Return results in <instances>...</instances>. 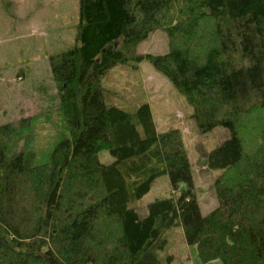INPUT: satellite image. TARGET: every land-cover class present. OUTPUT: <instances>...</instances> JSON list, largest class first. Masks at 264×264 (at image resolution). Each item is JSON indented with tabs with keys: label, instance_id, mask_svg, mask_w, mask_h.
Here are the masks:
<instances>
[{
	"label": "trees",
	"instance_id": "trees-1",
	"mask_svg": "<svg viewBox=\"0 0 264 264\" xmlns=\"http://www.w3.org/2000/svg\"><path fill=\"white\" fill-rule=\"evenodd\" d=\"M159 29L168 52L139 54ZM145 60L187 98L199 133L228 130L203 152L223 171L207 215L181 130L158 131L148 103L108 102L103 78ZM49 63L68 136L36 165L32 151L7 153L30 117L0 125V264H161L174 226L202 263L264 264V0H80L77 44ZM163 175L170 197L129 206Z\"/></svg>",
	"mask_w": 264,
	"mask_h": 264
},
{
	"label": "rangeland",
	"instance_id": "rangeland-1",
	"mask_svg": "<svg viewBox=\"0 0 264 264\" xmlns=\"http://www.w3.org/2000/svg\"><path fill=\"white\" fill-rule=\"evenodd\" d=\"M80 0H0V124L20 116L29 123L11 136L7 153L32 151L36 165L50 161L55 146L68 136V125L50 69L49 57L77 44ZM169 38L164 30L154 31L138 47L139 54H165ZM111 104L135 112L148 103L157 130L179 128L192 166L194 192L201 213L207 215L218 206L215 181L223 171L204 166L203 152L210 151L228 136L217 127L201 134L192 118L193 107L172 82L149 61H129L118 65L102 80ZM103 164L115 158L107 150L99 153ZM172 195L168 175L158 177L151 190L129 204L141 214L146 206ZM168 243L158 253L161 264H192L181 226L167 230ZM172 257V260H169ZM220 261V260H219Z\"/></svg>",
	"mask_w": 264,
	"mask_h": 264
},
{
	"label": "crops",
	"instance_id": "crops-1",
	"mask_svg": "<svg viewBox=\"0 0 264 264\" xmlns=\"http://www.w3.org/2000/svg\"><path fill=\"white\" fill-rule=\"evenodd\" d=\"M26 117H28V116H20L19 118H16V119L26 118ZM16 119H14V120H16ZM9 122H11V121H9ZM5 123H8V122H5ZM5 123H3V124H5ZM182 231H183V236H184L183 238H184V242H185L186 239H185V234H184L183 228H182ZM186 245H187V248H188V253L185 256V259L187 261L191 262L192 264H223L219 260H213V261H210L208 263H202L201 260H200V258H199V254H198L197 248L195 246L188 245L187 243H186Z\"/></svg>",
	"mask_w": 264,
	"mask_h": 264
}]
</instances>
